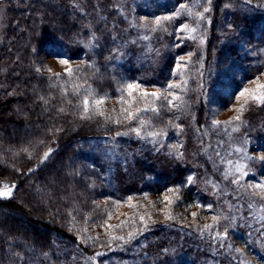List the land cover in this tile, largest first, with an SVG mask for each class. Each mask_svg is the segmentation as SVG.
<instances>
[{
  "label": "trees",
  "instance_id": "trees-1",
  "mask_svg": "<svg viewBox=\"0 0 264 264\" xmlns=\"http://www.w3.org/2000/svg\"><path fill=\"white\" fill-rule=\"evenodd\" d=\"M100 1L107 18L115 19L114 0ZM215 1L205 27V75L211 76L214 60L219 59L218 64L225 66L224 61L232 66L241 80L251 79L264 69V10L239 13L230 7L223 10L224 0ZM154 2L147 16L172 12L175 5L168 0ZM77 13L58 1L8 2L0 45V180L12 181L15 190L10 198H0V264H264V213L261 210L260 216L256 210L264 201L230 190L237 185L232 180L241 176L225 179L222 165L214 168L203 158L201 150H207L209 143L205 136L210 137L213 130L201 110L202 102L189 107L181 103L178 108L161 104L165 133L160 136L175 147L165 145L158 151L144 143L139 147L141 137L116 135L130 132L129 123H114L92 113L90 119L80 118V101L86 91L113 100L117 89L128 82L163 90L176 79L172 76L176 54L186 53L195 43L179 38L175 43L184 45L174 53L150 52L147 66L137 67L140 47L125 50V58L113 51L116 39L105 41L100 50L92 46L87 50L89 20ZM216 27L220 29L215 31ZM217 46L220 51L213 54ZM74 47L73 56L82 60L72 78L64 73L57 79L41 69V56L51 50L57 55L72 54ZM197 51L203 52L199 46ZM147 73L152 76H142ZM74 84L84 85L78 96L73 94ZM228 84L238 88L237 79ZM170 91L179 95L176 89ZM242 118L249 130L243 128L238 134L244 137L246 132L254 144L247 150L253 158L247 161L248 175L239 180L246 186L264 182V161L255 159L264 155V103H252ZM111 142L121 143L119 149H129L133 157L123 168L116 165L115 187L109 184L107 173L112 165L108 146L103 145ZM49 149L50 155L43 159ZM189 176L193 177L191 184L187 183ZM169 189H178L182 204L200 207L209 216L220 215L218 231H227L233 248L231 243L222 248L212 245V239L201 240L195 229L159 218L148 220L147 228L144 224L130 226L122 233L123 240L93 238L104 225L95 227V221L111 215L107 202L139 199L144 192L154 196ZM79 224L88 226L92 237L75 230ZM191 235L198 244L190 240ZM96 253L101 256L90 262ZM180 254L186 256L181 259Z\"/></svg>",
  "mask_w": 264,
  "mask_h": 264
},
{
  "label": "rangeland",
  "instance_id": "rangeland-1",
  "mask_svg": "<svg viewBox=\"0 0 264 264\" xmlns=\"http://www.w3.org/2000/svg\"><path fill=\"white\" fill-rule=\"evenodd\" d=\"M16 1L24 2L28 0H15V2ZM46 1H58L66 3L67 5L72 6L73 9L78 10L77 14L88 18L87 20L89 21L87 27L90 31V41L86 42L87 44H89L87 50H89V46L98 48L100 50V48L104 47L103 45H105V41L106 43H109L107 42V40L114 41L116 39V42L114 41L115 47L113 48V51L117 54L118 57L123 56L125 58V50L127 51V49L131 48L132 45L140 47L141 52L139 51L140 54L136 58L138 59L141 56V59L138 61V63H135L137 67L140 65L144 67L147 66V61L150 60V52H157V55H163L168 52L174 53L176 49H179L184 45L183 42L175 43L176 40H179V38H181L182 40L187 39V41L195 43L190 46L189 50H187L186 53L176 54L175 59L178 60L180 56L187 57L189 53H192L190 62L187 63L186 68H184L183 70L184 75L182 77L179 75H172L176 78L173 82H180L182 80L187 81L186 85H184L182 89L176 90L177 92H179V95L182 97L183 103H185V106L187 107H189V105L196 106L197 104H199V102H202L204 106L201 108V110L203 113H205L204 115L208 119V121L211 122L210 124L213 130V134L210 137L208 134L205 136L208 139L209 145L206 144V148H208L207 150H201L203 158H207L208 160H210L214 168L222 165L225 168L223 174L225 176L227 175V178H230L231 175H237L241 176V178L239 177L238 180H243L246 177L236 169L237 166L243 165L245 166L243 168V171L245 172V169L247 168V161L250 157V154H248L247 150L249 148L253 149L254 144L251 139L247 138L246 132L244 133V137H240L238 132L243 128L244 130H249V127H245L242 115L246 110H248V107L251 106L254 101L249 100V102L245 105V97H241L240 92L245 88L249 89L250 92L254 91L256 90L257 83H264V69L251 79L241 80V77H238L235 69H233L232 66L229 67L224 61L223 63L225 64V66H222L221 64H218V59L214 60L215 66L213 67V73L211 74V76L207 74L205 75L203 66L204 61L207 57L206 51L204 50V43L206 41L205 32L208 26L207 23H209L212 18L211 11H213L215 8V0H211L210 4L207 2V0H199L198 3L197 0H168L175 4L173 5L174 7L172 8V12H166L163 10V14L151 15L149 13V16H147L146 13L148 8L152 9L156 5L154 0H114L115 7L113 6V8L118 11V16H116L115 19L107 18L100 0H90L89 2L86 0V3L84 2V0ZM160 1L164 2L165 0ZM224 1L225 2L223 4V10L226 7L237 9L239 13H243V11L249 13L254 8H260L261 10H264V0H243L245 1L244 3L239 0ZM8 2L9 0H0V45L3 41V34L6 28L5 17L6 11L8 9ZM180 4L188 5L193 11L202 12L203 7H208L210 10L206 13H203V19L193 18L189 16L186 11H181V15L178 16L175 20L171 22L164 21L161 27H156L153 24V21L157 17L172 15L178 10ZM140 5L142 6L140 7ZM172 23H175V25H173ZM185 23L189 24L190 27H195L196 31H177V29ZM141 24H143L144 26L141 27ZM152 28H156V30L152 31ZM217 29L219 30L220 28H214L215 31ZM145 35L149 37L148 40L142 39V37ZM172 40L174 41V43H172ZM133 41H135V43H133ZM177 45H179V47ZM198 46L199 49L203 51L202 53L197 51ZM72 50V54H66L62 52L60 55H57L56 52L52 50L47 54H44V56H41V60H44L43 64H41V69L44 72L52 74H64L66 67L71 66L75 68V66L81 64L80 60H82V58L76 57V55L73 56V54L75 53V47ZM219 51L220 46H217L216 49H212L213 54H216ZM61 58L69 59V65H61L59 63V59ZM121 61L122 58H120L118 62ZM48 69H51V71H48ZM147 75L152 76L149 75V73L142 76H145L147 78ZM231 78L237 79L238 88L235 89L234 87L231 88L229 86L228 83L233 80H231ZM169 83L172 82H168V84ZM143 89L148 92L159 90L158 88H149L144 85ZM117 95L119 96L121 95V93L118 92ZM101 97L105 96L101 95ZM125 98L127 99V97ZM163 103V100L155 102L156 106L160 107V111L158 114L151 111L143 112V115L145 116L143 117V120L150 121V123L145 125L141 129L140 136H137L135 133L132 134L131 131H128V133L125 132L123 134L116 135H123L124 137L129 135L135 139L141 137V139H138L140 141L138 146L140 147V145L144 143L147 148H154V151H158L160 147H164L165 145H167V147L171 149V147L175 145L169 142V140L167 141V139H165L166 136L152 137L147 135V133L152 131L162 132V134L165 133V110L161 109V104ZM241 105H245L243 113L240 114L241 120L234 121L232 124L225 126L224 122L232 120V118L238 114L236 109L240 108ZM113 108H115V111H112ZM120 108L121 105L117 103V99L109 100V98L102 106L105 114L112 117L110 121H114L116 118H119L121 124L129 123L131 128L140 127L138 118L132 121L124 120L123 116L120 115ZM106 112L109 113V115ZM160 119L164 121L160 122ZM213 120L221 121V126H213ZM233 129L236 130L233 131ZM259 130H263L261 126ZM160 137L164 139H161ZM113 138L114 137H112L111 139ZM103 145L108 146L106 153L108 155L107 157L109 158V162L112 165V168H110L107 173V176L109 177V184L115 187L114 174L117 167L116 165L120 164L122 168L125 167L126 161L133 160L132 153L129 149L120 150L119 147H121V143L118 142H111L110 145L104 143ZM238 148L242 149V151H236V149ZM255 153L256 152L254 150V154ZM107 157L106 159H108ZM104 158L105 157H103V160ZM233 164H235V166ZM5 184L10 186L15 185L12 181L3 179L0 180V190H3V185ZM241 186L243 185L237 184L236 189L230 190L240 192L243 195H248V192H245L244 187ZM14 190L15 188L12 191V195ZM147 194V192L143 193V197L145 196L144 198L139 197V199H131V204L135 205V207H130L128 201L107 202L106 211L110 212L111 215L108 218H102L101 220L97 219V221H95V227L98 224L104 225L98 232L92 234L93 238L99 239L102 236L103 240L108 239V241L110 242L117 241L111 239V237H123L122 233L127 231L130 226L136 228L140 224H146L148 226V220L153 221L159 218V221H170L165 223L177 224L195 229L196 233L200 235L201 240H206L208 238L212 239V245H218V247L220 248L224 246V243H231L230 237H228L227 235H223L225 231H218L219 225H217V223H214L212 219L213 216L205 214V211L200 207H196L194 205L187 206L186 204H182L181 202H179V195L177 191L174 193L166 192L154 196H148ZM166 195L170 199H172L173 203L171 205H168L166 201L162 202L163 198ZM33 206L36 207V205ZM165 209L170 212L173 219L167 218V216L165 215ZM256 210L258 213H260V216H262L264 213V206L259 205L256 207ZM261 210L263 211V213L261 212ZM192 213H196V216L193 217ZM140 216H145L144 222H141ZM122 222L124 223L122 224ZM205 224H213V227L211 229L204 230L203 226ZM108 225H111L112 227L109 228ZM197 226H201L203 231H199L200 229H198ZM77 228L81 231H79ZM75 230H78L83 235L86 234L87 236L92 237V235H90L89 233L90 231L88 226L79 224V226H76ZM204 231L206 232V234ZM217 233H220L221 236L214 239ZM190 237L191 241L197 242L194 240L192 235ZM195 244H198V242ZM199 244L201 245L203 243ZM231 245L234 246L231 243L230 247H232ZM94 256L95 257H89L90 262H95V259L99 257L97 255ZM184 256L186 255H179L181 259L184 258Z\"/></svg>",
  "mask_w": 264,
  "mask_h": 264
},
{
  "label": "snow or ice",
  "instance_id": "snow-or-ice-1",
  "mask_svg": "<svg viewBox=\"0 0 264 264\" xmlns=\"http://www.w3.org/2000/svg\"><path fill=\"white\" fill-rule=\"evenodd\" d=\"M199 2V0H197V3ZM207 2L210 4L211 0H207ZM210 9L208 7H203V11H193L188 5L186 4H180L179 8L176 12H174L172 15H168V16H162V17H157L154 21L153 24L156 27H161L163 25L164 21H173L175 20L178 16L181 15V11H186L187 14L193 18H199V19H203V13L208 12ZM135 26V25H133ZM141 27H143L144 25L141 24ZM152 31H155L156 28H152ZM177 31L183 32V31H190V32H195L196 28L195 27H190L189 24L185 23L182 24ZM142 39L144 40H148L149 37L147 35L143 36ZM133 43H135V41H133ZM179 47V45H177ZM192 53H189L187 57L185 56H180L177 60V63L175 64V67L173 69V74L174 75H179V76H183L184 75V68H186L187 63L190 62ZM59 63L61 65H69V59L67 58H61L59 59ZM41 69H37V72H40ZM48 71H51V69H48ZM80 71L79 68H73L71 66H68L65 68V75L69 78H72L76 73H78ZM55 77L58 79L60 77L59 73H55ZM187 81L186 80H182L180 82H172L167 84V86L161 91V90H157V91H153V92H148L146 90L143 89V86L139 83V82H128L123 84L119 89H117L118 92L121 93V95H119L117 97V103L121 105L120 108V115L123 116L124 120L126 121H132V120H136L139 116L141 112H148L151 111L153 113L158 114L160 111V107L156 106L155 102L156 101H161L163 100L164 102H166L167 107L169 108H178L180 107V104L183 103L182 97L180 95H177L175 92L170 91L173 89H182L184 85H186ZM84 85H73V94L74 95H79L80 94V89L83 88ZM65 94L67 95V89L64 90ZM247 94V95H246ZM240 96L241 97H245V105L249 102V100L254 101V102H258V103H264V83H257L256 85V90L251 91L247 88H245L244 90H242L240 92ZM127 97V99L125 98ZM43 99V98H42ZM108 97H96L94 96V94L91 91H86L82 100L80 101V105L82 107V114H81V119H90L91 115H89L90 113L94 114V115H99L102 117H106V119L111 120L112 117L111 116H106L105 112L102 109V106L106 103ZM69 103H71V101H68ZM180 102V103H177ZM245 105H241L240 108L236 109L237 111V115L234 116L232 118V120H229L225 123V126L232 124L234 121H240L241 120V113H243L244 111V107ZM60 111H64V109H60ZM112 111H115V108L112 109ZM114 123H120V119L116 118L114 121ZM150 121H145L143 119H139V125L140 127L137 128H131L130 131L134 132L137 136H140L141 134V129L149 124ZM221 121L219 120H213L212 121V125L215 127H220L221 126ZM177 127H179V125H177ZM236 129H233V131H235ZM121 133H117V135H120ZM148 136H152V137H157L162 135V132H157V131H152L147 133ZM175 147V146H173ZM51 149L48 150V152L44 153V157L43 159H47L48 156L51 153ZM236 151H242V149H236ZM182 155V154H181ZM219 155V154H218ZM249 159H253L252 157H249ZM255 159L257 160H261L264 161V155H260L255 157ZM41 163H43V160H41ZM230 163V162H229ZM245 166L243 165H239L237 166V171L241 172L242 175L246 176L248 175L247 172L243 171V168ZM29 171H32L31 169ZM225 179H227V175L225 176ZM193 182V177L189 176L187 178V183L191 184ZM232 183L234 184H239V180H232ZM215 186V185H214ZM244 187L245 192H248V189H252L253 191L249 192L248 195L250 197H258L261 201H264V182H256V183H249L246 186H241ZM15 188V185H3V190H0V198H10L12 195V191ZM170 193H174L176 191H178V189H169L168 190ZM166 201L168 205H171L173 203L172 199H170L167 195L163 198L164 202ZM129 206L130 207H135V205L131 204V198L128 201ZM199 206V205H198ZM249 207H251V205H249ZM165 215L167 216L168 219H173V217L171 216L170 212L167 211V209H165ZM192 216L195 217L196 213H192ZM222 217L220 215L217 216H213L212 219L214 221V223H219L220 219ZM223 219H228L227 216H224ZM262 219H264V217H262ZM140 220L141 222L145 221V216H140ZM124 222H122L123 224ZM109 228H111V225H108ZM213 227L212 224H205L203 226L204 230H208L211 229ZM261 227H264V225H261ZM145 228H147V225L145 224ZM86 231V229H85ZM129 238H131L132 233H129ZM223 235H227V231L225 230V232L223 233ZM221 236L220 233H217L215 238H219ZM111 239L113 240H123L124 237H120V236H112ZM237 252L241 251L240 249H236ZM97 256L101 255L100 253H96Z\"/></svg>",
  "mask_w": 264,
  "mask_h": 264
}]
</instances>
